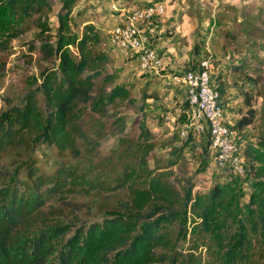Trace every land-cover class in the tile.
I'll list each match as a JSON object with an SVG mask.
<instances>
[{"label":"rangeland","instance_id":"obj_1","mask_svg":"<svg viewBox=\"0 0 264 264\" xmlns=\"http://www.w3.org/2000/svg\"><path fill=\"white\" fill-rule=\"evenodd\" d=\"M148 1L75 0L69 23L72 32L80 36L83 27L92 24L100 35L93 55H106L108 61L94 81L89 98L76 105L78 117L71 130L73 148L57 147L47 133L29 131L23 134L22 145L0 158V185L14 173L18 180L30 184L34 177L27 176L28 164L43 176L54 174L60 167L80 171L89 165L88 178L93 176L95 189L47 202L43 209L47 220L87 227L111 218L152 221L167 213L161 205H149L143 212L133 208L122 175L138 166L144 165L149 178L168 182L181 198L207 193L214 180L231 177L226 169L216 166L207 149L203 150L206 136L196 139V143L204 142L201 147L190 149L179 134L186 95L168 77L196 68V60L206 56L212 59V86L235 81L239 89L253 92L255 123L245 133L253 139L255 132L264 127V0H151L162 4L163 15L150 21L145 49L154 50L161 65L142 71L138 55L118 53L109 33L126 14ZM49 4L43 14L32 13L12 23L17 36L0 55V116L13 107L20 108L28 90L33 92L42 117L48 114L40 83L43 75L55 68L56 61L47 58L41 48L54 43L61 13L60 0H50ZM7 16L5 0H0V23ZM69 53L76 57L72 47ZM117 87L125 88L128 97L107 103L106 98ZM229 93L228 111L222 106L227 123L238 117L235 109L244 112L237 88ZM141 124L148 140L145 132L140 133ZM148 144L152 147L146 153ZM241 189V202L245 204L250 192L248 183H243ZM189 217V213L184 215L186 223L171 222L168 230L177 249L206 260L204 249L192 245ZM233 233V242L240 251L243 241L239 240L237 226L230 236ZM255 256H260L256 264H264V244L257 245Z\"/></svg>","mask_w":264,"mask_h":264},{"label":"trees","instance_id":"obj_2","mask_svg":"<svg viewBox=\"0 0 264 264\" xmlns=\"http://www.w3.org/2000/svg\"><path fill=\"white\" fill-rule=\"evenodd\" d=\"M49 2L5 0L8 16L0 23V55L17 36L13 21H21L32 13L43 14L49 10ZM60 3L57 37L52 45L46 43L41 48L47 58L56 61L55 68L46 72L40 83L48 114L42 117L33 92L28 90L20 108L13 107L0 116V158L9 149L22 145L23 134L29 131L47 133L57 147L72 149V123L78 117L76 105L89 98L94 81L108 61L106 55H93L100 35L92 24L85 25L80 36L72 32L69 23L75 0H60ZM70 47L76 52L75 58L69 53ZM213 87L218 91L219 104L227 107V111L230 89L237 88L243 98L244 112L234 108L238 117L229 127L245 141L244 176L227 170L231 177L214 180L207 193L181 198L168 182L159 177L149 178L144 165L138 166L122 175L133 208L143 212L149 205H161L167 213L152 221L111 218L87 227H72L47 220L43 209L47 202L62 199L65 194L95 189L93 176L88 178L89 165L80 171L76 167H60L54 174L43 176L36 174L33 164H28L27 176L34 177L30 184L18 180L14 173L0 185V264H256L260 258L255 256L257 245L264 244V127L255 132L253 139L245 133L255 123L253 92L239 89L241 86L235 81L218 82ZM128 94L125 88L117 87L106 102L126 99ZM187 113L185 100L179 116L180 129L187 121ZM140 129L148 140L143 124ZM196 139L189 131L184 146L201 147L204 142L196 143ZM206 142L203 150L207 149L206 153L213 158L207 136ZM151 147L148 144L145 152ZM245 182L250 192L247 203L242 204L241 188ZM186 213L190 214L192 245L204 249L206 260L177 249L168 230L171 222L186 223ZM235 226L239 228V240L243 241L240 251L233 242L235 231L230 236Z\"/></svg>","mask_w":264,"mask_h":264},{"label":"built area","instance_id":"obj_3","mask_svg":"<svg viewBox=\"0 0 264 264\" xmlns=\"http://www.w3.org/2000/svg\"><path fill=\"white\" fill-rule=\"evenodd\" d=\"M163 15V6L149 0L139 8L131 10L110 31V43L121 55L136 54L142 71L156 69L161 65L154 50L145 49L148 43L146 32L150 21ZM146 25V27H145ZM212 59H202L197 68L172 73L168 77L173 85L181 86L188 105L187 121L180 129L181 137L189 131L193 136H207L208 149L213 160L221 169L244 176L243 150L245 141L229 127L219 104L218 91L211 83Z\"/></svg>","mask_w":264,"mask_h":264},{"label":"crops","instance_id":"obj_4","mask_svg":"<svg viewBox=\"0 0 264 264\" xmlns=\"http://www.w3.org/2000/svg\"><path fill=\"white\" fill-rule=\"evenodd\" d=\"M144 5V4H143ZM152 24V23H151ZM151 25L150 24H148V27H150ZM154 26V25H153ZM162 44H165V43H162Z\"/></svg>","mask_w":264,"mask_h":264}]
</instances>
